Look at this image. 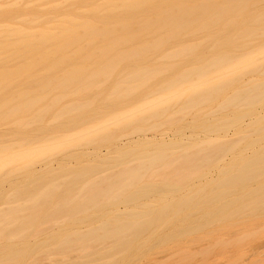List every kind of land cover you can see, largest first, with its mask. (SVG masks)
Masks as SVG:
<instances>
[{"label": "bare ground", "instance_id": "bare-ground-1", "mask_svg": "<svg viewBox=\"0 0 264 264\" xmlns=\"http://www.w3.org/2000/svg\"><path fill=\"white\" fill-rule=\"evenodd\" d=\"M261 237L264 0H0V264Z\"/></svg>", "mask_w": 264, "mask_h": 264}, {"label": "rangeland", "instance_id": "rangeland-1", "mask_svg": "<svg viewBox=\"0 0 264 264\" xmlns=\"http://www.w3.org/2000/svg\"><path fill=\"white\" fill-rule=\"evenodd\" d=\"M170 131H171V130H170ZM171 132H173V131H171ZM171 132H170V133H171ZM188 132H189V131H188ZM237 233L239 234V232H237ZM234 234L236 235V233L233 232V234H231V236L234 235ZM239 235H240V234H239ZM239 235H237V236H239ZM237 236H236V237H237ZM241 236H242V232H241ZM261 238H262V237H261ZM260 240H263V241H260V242L257 241V243L255 242V243L257 244V246H259V247H260L261 245L258 244V242H259V243L264 242V238H262V239H260ZM207 243H208V241H204V242H201V243H200V242H199V243H193V245H192V243H191L190 245H192V246H194V247H193V249H190V247H192V246H189V249H190L189 253H190L191 251H193L194 249H196V250H195V251H196L195 253H196V255H197L198 252H200V248H201V252L204 253L203 251H204V250H207V248H208L207 245H208L209 243H208V244H207ZM201 244H202L204 247H199V246H198V245H201ZM205 244H206V245H205ZM248 244H249V246H250V245H251V246L253 245V246L256 248L255 251H257V252H256V253H253L254 250L252 251L251 248H253V249H255V248H254L253 246H252V247L250 246V248H249V247H248ZM248 244H247V243H246V244L244 243V246H242V248H245L246 246L248 247V248H246V249H242V251L245 250V251H243V252H244L243 259H244V258H247V254L250 253V249H251V251H252L250 255H252V253H253V255H252V256H248L249 260H248V258L245 259L246 262L243 261V262H241V263H239V262H238V263H239V264H244V262H245V263L249 264V263L251 262L250 264H252V262H254V263L256 264V261H257L258 264H260V263L263 264V263H264V260H263V262H262V259H263V257H264V254L261 253L262 251L264 252V250H263V249H264L263 246H262V248L260 247V248L262 249V251H261L260 249H259V250L257 249L256 244L254 245L252 241L248 242ZM261 244H262V243H261ZM202 245H201V246H202ZM262 245H264V244H262ZM197 246H198V247H197ZM205 246H206V247H205ZM175 249H176V248H171V250L169 249V250H165V251H159V252L155 253V254L152 256L153 258L151 259V261H154V260L157 261V260H159V261H162V264H163L164 262H165L164 264H166V263H167V264H170V263L173 262L174 259H176V257H177V260H175V261H178V260H180L179 257H180V258H183L184 255H185V253L180 252V250L178 249L180 253H179L178 251H176L177 255H174L175 257L173 256L174 259L169 258V257H168V256H169V253H170V255L176 254V253L174 252ZM197 249H199V250H197ZM202 249H203V250H202ZM248 249H249V250H248ZM258 251H261V252H260V254H262V256H261L262 258L260 257L261 260L259 259V256H255V257H257V258L254 257L255 254L257 255V253H259ZM172 252H174V253H172ZM245 252H247V253H245ZM171 253H172V254H171ZM178 254H179V255H178ZM187 254H188V252H187ZM187 254H186V255H187ZM192 254H193V255H192ZM213 254H215V252H208L207 254H206V253L202 254V256H203V255H204V256H207V258L210 257L209 260H208L210 264H215V263H216V264H225V261L227 262V260H228V262H227L226 264H230V263H231V262L229 261V260H232L231 258H230V259H229L228 257H227V258H224L223 255H222L221 257L223 258V260L221 259V262H220L219 260H217V257H218L217 255L214 256L215 259H214V258H211V257H213ZM188 255H189V254H188ZM191 255L194 257V255H195L194 252L191 253ZM191 255H189V256H191ZM196 255H195V256H196ZM198 255H199V254H198ZM211 255H212V256H211ZM245 255H246V256H245ZM178 256H179V257H178ZM200 256H201V255H200ZM200 256H198V258H197V256H196L197 261H198L199 259H201L202 256H201V257H200ZM224 256H225V255H224ZM226 256H227V255H226ZM171 257H172V256H171ZM221 257H219V259H220ZM167 258H168V259H167ZM153 259H154V260H153ZM165 259H166V260H165ZM194 259H195V257H194ZM224 259H225V260H224ZM254 259H255V260H254ZM168 260H169V261L172 260V262L170 261V262L168 263ZM233 260H234V259H233ZM151 261H150V262H149V261H147V262L145 261L144 264H154L155 261H154V262H151ZM163 261H164V262H163ZM197 261H193V262H194V263H198ZM143 262H144V261H143ZM158 263H160V262H158ZM158 263H157V264H158ZM207 263H208V262H207ZM207 263H206V264H207ZM238 263H236V264H238ZM254 263H253V264H254ZM155 264H156V263H155ZM160 264H161V263H160ZM177 264H179V263H177ZM233 264H234V263H233Z\"/></svg>", "mask_w": 264, "mask_h": 264}]
</instances>
